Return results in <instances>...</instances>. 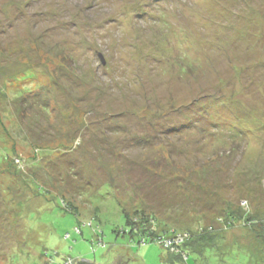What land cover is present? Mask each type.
Listing matches in <instances>:
<instances>
[{
    "label": "rangeland",
    "instance_id": "374dc122",
    "mask_svg": "<svg viewBox=\"0 0 264 264\" xmlns=\"http://www.w3.org/2000/svg\"><path fill=\"white\" fill-rule=\"evenodd\" d=\"M256 220L264 0H0V264H179L157 235L209 226L243 264Z\"/></svg>",
    "mask_w": 264,
    "mask_h": 264
},
{
    "label": "trees",
    "instance_id": "16d2710c",
    "mask_svg": "<svg viewBox=\"0 0 264 264\" xmlns=\"http://www.w3.org/2000/svg\"><path fill=\"white\" fill-rule=\"evenodd\" d=\"M162 133V131H161ZM161 136H166L165 133H162ZM146 169L148 170V182L153 181L152 177L155 175V173L150 174L152 172L151 168L146 165ZM150 190H158V185L154 186V184H150L148 186ZM63 205V202H62ZM70 212L73 213L72 209H69ZM149 213V211L147 212ZM146 212L144 213L143 211H140V209L134 208L132 215L127 214V211H122V215L126 219L127 225L131 227L132 232H137L138 235H147L150 237V241L154 240L156 241L157 238H152V234H154V229L156 228V224L158 223L156 220V217L154 214H147ZM221 222H223V226L225 228H231L237 224L236 221L241 220L240 217L238 216L237 212L234 211H225L224 212V217L219 219ZM245 222H247V225H253V222L249 220V218H244ZM179 221V220H176ZM257 224L255 223L254 225H257L256 229L257 237L259 236V239L261 243L264 245V225L262 221H257ZM164 230V229H163ZM213 227L209 226L207 228H201L193 231L192 229L188 228H182L180 229H165L162 233L160 232V235H157L158 238L164 239L165 241L167 240H173L176 237H182L183 240L179 243H176L173 247V255H175L176 258L179 259V264H184L187 262V253L186 251H190L194 253L195 255H201L204 256L203 258L204 261H209V264H220L222 258L224 257V254L222 251H220V246L217 244V240H219V237L217 238V234L214 233ZM157 234V233H156ZM161 240V241H162ZM142 241L145 242L146 238L142 236ZM157 242V241H156ZM233 245L239 246V244H236L235 242L232 243V246L228 249V252L232 250ZM188 248V249H187ZM236 251L239 253V256L242 257L244 261L243 264L246 263V256H248L251 260L253 257V260H257L258 262L264 261V248L262 247L263 250H259L255 253L250 252L249 250H242L240 247L236 248ZM227 252V253H228ZM261 255V257L259 255ZM259 256V259L258 256ZM215 256V257H214ZM208 259V260H207ZM251 260V261H253ZM254 261V262H255ZM217 262V263H216ZM79 264H90L88 262H81Z\"/></svg>",
    "mask_w": 264,
    "mask_h": 264
},
{
    "label": "water",
    "instance_id": "95a60500",
    "mask_svg": "<svg viewBox=\"0 0 264 264\" xmlns=\"http://www.w3.org/2000/svg\"><path fill=\"white\" fill-rule=\"evenodd\" d=\"M98 56H99L101 62L103 63L102 57L100 55H98ZM126 252H127V250L124 248L120 251H114L116 256H113L111 262H108L107 264H119V263L120 264H128V261H130L132 258L128 257ZM84 261L88 262L90 264H93V262H90L87 260H79V261L76 260V263L79 264V263L84 262Z\"/></svg>",
    "mask_w": 264,
    "mask_h": 264
},
{
    "label": "built area",
    "instance_id": "2783aa9c",
    "mask_svg": "<svg viewBox=\"0 0 264 264\" xmlns=\"http://www.w3.org/2000/svg\"><path fill=\"white\" fill-rule=\"evenodd\" d=\"M182 240H183L182 237H176V238H174L173 240H167V241H165V242L168 243V244H166L165 247L168 248L169 245L172 246L173 244H175V243H179V242H181Z\"/></svg>",
    "mask_w": 264,
    "mask_h": 264
},
{
    "label": "flooded vegetation",
    "instance_id": "af4514ba",
    "mask_svg": "<svg viewBox=\"0 0 264 264\" xmlns=\"http://www.w3.org/2000/svg\"><path fill=\"white\" fill-rule=\"evenodd\" d=\"M120 264V263H119Z\"/></svg>",
    "mask_w": 264,
    "mask_h": 264
}]
</instances>
